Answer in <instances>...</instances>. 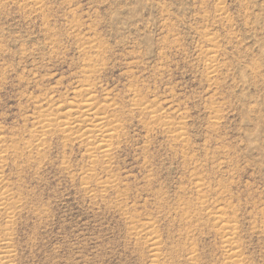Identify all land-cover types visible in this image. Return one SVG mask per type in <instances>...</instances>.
<instances>
[{"label":"rangeland","instance_id":"374dc122","mask_svg":"<svg viewBox=\"0 0 264 264\" xmlns=\"http://www.w3.org/2000/svg\"><path fill=\"white\" fill-rule=\"evenodd\" d=\"M0 167V264H264V0H0Z\"/></svg>","mask_w":264,"mask_h":264},{"label":"bare ground","instance_id":"6f19581e","mask_svg":"<svg viewBox=\"0 0 264 264\" xmlns=\"http://www.w3.org/2000/svg\"><path fill=\"white\" fill-rule=\"evenodd\" d=\"M87 94H88V93H87ZM88 95H89V94H88ZM88 95H87V96H88ZM85 96H86V95H85ZM90 97H91V96H90ZM87 98H88V97H87ZM87 98H86V101H88ZM88 99H89V98H88ZM91 99H93V97H92ZM88 103H89V102H88ZM60 104H61V103H60ZM85 104H87V103H85ZM93 104H94V103H93ZM86 106H87V105H86ZM86 106H85V107H86ZM95 106H96V105H95ZM95 106H94V108H95ZM73 107H74V106H73ZM92 108H93V107H92ZM67 109H68V108H67ZM82 109H85V108L82 107ZM64 110H65V107H64ZM64 110H63V111H64ZM90 110H93V109H91V107H86V109L84 110V112H83V110H82V114H84V115H86V116H87V115H90V113H91ZM94 110H97V108L94 109ZM77 111H78V110H77ZM68 112H69V111H67V113H68ZM71 112H72V111H71ZM93 112H94V111H93ZM97 112H98V111H97ZM51 113H52V112H51ZM65 113H66V112H64V114H65ZM67 113H66V114H67ZM80 113H81V112H80ZM94 113H95V112H94ZM62 114H63V112H62ZM62 114H61V115H62ZM96 114H97V113H96ZM100 114H101V113H100ZM68 115H72V113L70 114V112H69ZM77 115H78V114H77ZM101 115H102V114H101ZM66 116H67V115H66ZM93 116H94V115H93ZM62 117H64V115H62ZM67 117H69V116H67ZM67 117H66V119H67ZM100 117H101V116H100ZM102 117H103V116H102ZM79 118H80V117H79ZM87 118L89 119V116H88ZM94 118H95V117H94ZM46 119H47V118H46ZM80 119H81V118H80ZM83 119H85V118H83ZM88 119H87V120H88ZM100 119H102V118H99V116H98V118L96 117V121H93V123H91V124H92L93 129H97V131H100V132H101V133L99 132L100 134L103 133V134L101 135V138H102V137H105V135H104V132H103L100 128L105 126V122H103V123H104V126H100ZM64 120H65V118H64ZM73 120H74V119H73ZM87 120H86V122H87ZM48 121H49V120H48ZM61 121H62V120H61ZM61 121H60V122H61ZM67 121H68V120H67ZM80 121H81V120H80ZM88 121H89V120H88ZM90 121H91V120H90ZM102 121H103V119H102ZM50 122H51V119H50ZM52 122H54V121H52ZM62 122H63V121H62ZM73 122H75V121H73ZM76 122H77V121H76ZM78 122H79V119H78ZM66 123H67V122H66ZM81 123H82V122H81ZM84 124H85V123H84ZM39 125H40V124H39ZM85 125H86V124H85ZM42 126H43V125H42ZM44 126H45V125H44ZM66 126H67V124H66ZM80 126H81V125H80ZM87 126H88V124H87ZM87 126H85V127H87ZM90 127H91V126H90ZM92 127H91V128H92ZM50 128H51V127H50ZM81 128H82V127H81ZM43 129H44V128H43ZM66 129H67V128H66ZM102 129H103V128H102ZM107 129H108V128H107ZM76 130H77V129H76ZM81 130H82V129H81ZM85 130H88V129H85ZM105 130H106V129H105ZM109 130H110V129H109ZM78 131H79V130H78ZM91 131L93 132V130H91ZM91 131H89V132H91ZM106 132H107V130H106ZM83 133H84V132H83ZM83 133H82V134H83ZM85 133H86V132H85ZM95 133H96V132H95ZM82 134H81V135H82ZM96 134H97V133H96ZM109 134H111V133H109ZM109 134H108V135H109ZM81 135H80V136H81ZM111 135H112V134H111ZM99 136H100V135H99ZM112 136H113V135H112ZM112 136H111V137H112ZM107 137H108V136H107ZM109 137H110V135H109ZM99 138H100V137H99ZM99 138H98V139H99ZM109 139H111V138H109ZM99 140H100V139H99ZM101 140H103V139H101ZM104 140H105V139H104ZM104 140H103V141H104ZM106 141L110 142L109 140H106ZM106 141H105L104 143H106ZM100 142H102V141H100ZM110 143H111V142H110ZM106 144H108V143H106ZM98 146H99V143H98ZM107 146H109V145H107ZM96 147H97V145H96ZM97 148H98V147H97ZM99 148H100V149L102 148L103 151H106V150H104V148H106V145L103 144V143H100ZM99 152H100V151H99ZM103 153H105V152H103ZM0 168H1V167H0ZM1 183H2V182H1ZM2 187H4V186L2 185ZM2 187L0 186V188H2ZM0 190H1V189H0ZM2 193H4V192H2ZM4 197H5V196H4ZM3 203H4V202H3ZM219 221H220V220H219ZM151 242H152V241H151ZM153 242H155V241L153 240ZM151 244H152V243H151ZM151 244H150V246H151ZM155 247H156V246H155ZM153 249H155V248H153ZM5 253H6V252H5ZM6 254H7V253H6ZM4 256H5V255H4Z\"/></svg>","mask_w":264,"mask_h":264}]
</instances>
